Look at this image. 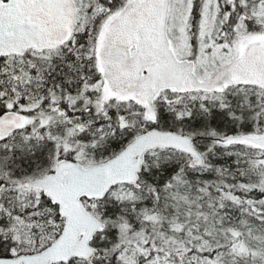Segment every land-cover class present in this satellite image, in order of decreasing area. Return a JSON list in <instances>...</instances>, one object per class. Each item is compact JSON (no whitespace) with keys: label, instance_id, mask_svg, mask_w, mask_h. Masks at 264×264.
<instances>
[{"label":"snow or ice","instance_id":"1","mask_svg":"<svg viewBox=\"0 0 264 264\" xmlns=\"http://www.w3.org/2000/svg\"><path fill=\"white\" fill-rule=\"evenodd\" d=\"M0 264H264V0H0Z\"/></svg>","mask_w":264,"mask_h":264}]
</instances>
